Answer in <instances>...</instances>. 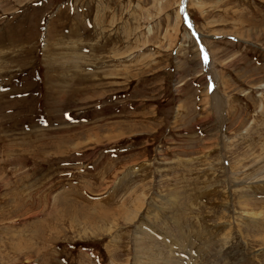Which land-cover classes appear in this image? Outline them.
Listing matches in <instances>:
<instances>
[{
  "label": "rangeland",
  "instance_id": "374dc122",
  "mask_svg": "<svg viewBox=\"0 0 264 264\" xmlns=\"http://www.w3.org/2000/svg\"><path fill=\"white\" fill-rule=\"evenodd\" d=\"M0 264H264V0H0Z\"/></svg>",
  "mask_w": 264,
  "mask_h": 264
},
{
  "label": "bare ground",
  "instance_id": "6f19581e",
  "mask_svg": "<svg viewBox=\"0 0 264 264\" xmlns=\"http://www.w3.org/2000/svg\"><path fill=\"white\" fill-rule=\"evenodd\" d=\"M187 12V11H186ZM185 19L186 20H188L186 17H185ZM212 66V67H211ZM211 69H213V65L211 64L210 65V70ZM212 72H213V70H212ZM212 74V73H211ZM213 74H214V80L216 79V80H218V76L213 72ZM218 85V84H217ZM216 85V86H217ZM218 88V87H217ZM213 98L215 99V106H214V109H215V111L216 112H220V116H221V114H223V111L225 110V105H224V102H223V96L221 95V97L219 96V92H218V90L216 91V94H214V96H213ZM214 102V101H213ZM220 116H219V118H220Z\"/></svg>",
  "mask_w": 264,
  "mask_h": 264
},
{
  "label": "water",
  "instance_id": "95a60500",
  "mask_svg": "<svg viewBox=\"0 0 264 264\" xmlns=\"http://www.w3.org/2000/svg\"><path fill=\"white\" fill-rule=\"evenodd\" d=\"M187 22H188V20H186ZM191 27H193V26H191ZM193 29V28H192Z\"/></svg>",
  "mask_w": 264,
  "mask_h": 264
}]
</instances>
